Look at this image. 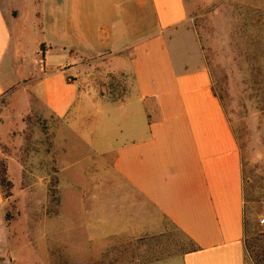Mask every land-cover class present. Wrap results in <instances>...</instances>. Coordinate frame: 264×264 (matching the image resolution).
Returning <instances> with one entry per match:
<instances>
[{"label": "crops", "instance_id": "0c3cea01", "mask_svg": "<svg viewBox=\"0 0 264 264\" xmlns=\"http://www.w3.org/2000/svg\"><path fill=\"white\" fill-rule=\"evenodd\" d=\"M19 1L31 3V15L0 0V99L26 92L66 128L91 123L93 160L84 167L92 178L90 224L106 236L107 249L122 237L123 247L147 256L160 240L158 252L169 246L166 257L143 264H246L242 155L184 1ZM26 30L35 36L31 54ZM180 30L190 40L177 41ZM84 57L102 74L129 75L132 92L113 101L88 90L75 77ZM4 204L0 187V254L11 238ZM44 239L47 253L51 238Z\"/></svg>", "mask_w": 264, "mask_h": 264}, {"label": "rangeland", "instance_id": "374dc122", "mask_svg": "<svg viewBox=\"0 0 264 264\" xmlns=\"http://www.w3.org/2000/svg\"><path fill=\"white\" fill-rule=\"evenodd\" d=\"M183 1L189 12L187 27L196 35L212 90L225 109L242 155L246 264H264V223L260 222L264 216V0ZM105 2L96 0L95 6ZM3 6L17 7L26 15L33 9L31 3L19 0H5ZM180 31L177 41L190 40L188 31ZM24 32L26 51L31 54L35 36L31 30ZM91 60L82 58L75 75L83 78V86L111 99L110 85L117 83L118 90L126 89L125 98L131 77L114 74L110 78ZM7 61L8 55L5 68ZM39 104L26 92L0 99V160L9 168L12 182L10 195L4 193L3 207V231L11 238L6 242L8 251L0 254V264H143L165 258L169 246L158 252L160 240H154L157 246L147 256L138 255L132 246L123 247L122 237L113 238V249H107L106 236L97 234L90 224L92 178L84 167L93 160L91 123L79 120L80 128L74 124L66 128ZM85 104L94 107L92 102ZM83 218L88 224L82 223ZM44 235L51 238L50 254L44 248ZM102 239H106L104 246L98 249ZM147 241L151 242L141 243ZM155 250L157 254L151 253Z\"/></svg>", "mask_w": 264, "mask_h": 264}, {"label": "trees", "instance_id": "16d2710c", "mask_svg": "<svg viewBox=\"0 0 264 264\" xmlns=\"http://www.w3.org/2000/svg\"><path fill=\"white\" fill-rule=\"evenodd\" d=\"M40 50L42 51V55H43L44 54V48L42 45L40 46ZM108 76L110 78H114V75L109 74ZM118 85L119 84H117V83L110 85V87H111L110 92H112L111 94L114 95V97H112L110 100L117 101V100L124 99V94H125L126 89L124 87H122L120 90H118V88H117ZM100 95H104V94L101 93ZM0 187L2 189L3 195H4V193L7 196L10 195V189L12 187V182L8 179L7 167H6L5 163H3V161H1V160H0ZM5 195H4V197H5ZM55 201L58 202L57 199H55Z\"/></svg>", "mask_w": 264, "mask_h": 264}, {"label": "built area", "instance_id": "2783aa9c", "mask_svg": "<svg viewBox=\"0 0 264 264\" xmlns=\"http://www.w3.org/2000/svg\"><path fill=\"white\" fill-rule=\"evenodd\" d=\"M36 64L38 65L39 70L41 72H43L44 71V68H43V59H42L41 56L36 60ZM260 222L261 223H264V216L261 218Z\"/></svg>", "mask_w": 264, "mask_h": 264}]
</instances>
